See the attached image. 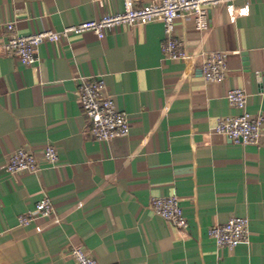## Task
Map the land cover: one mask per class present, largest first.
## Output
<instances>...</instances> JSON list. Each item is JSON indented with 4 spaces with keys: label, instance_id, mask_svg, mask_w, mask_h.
I'll use <instances>...</instances> for the list:
<instances>
[{
    "label": "crops",
    "instance_id": "1",
    "mask_svg": "<svg viewBox=\"0 0 264 264\" xmlns=\"http://www.w3.org/2000/svg\"><path fill=\"white\" fill-rule=\"evenodd\" d=\"M122 9V0H0V264H77L74 246L100 264H264V136L241 145L212 130L240 113L227 99L235 88L245 91L248 112L264 113V0L212 7L202 31L192 18L177 19L187 60L165 56L161 22L46 41L34 65L5 52L7 22L26 35ZM214 51L227 54V75L216 83L202 72ZM78 76L105 82L127 114V136L91 135ZM48 145L55 166L43 159ZM19 148L37 155L39 172L7 171ZM45 194L54 216L20 226L19 215ZM169 195L180 199L185 235L150 207ZM233 216L249 219V241L219 248L208 229Z\"/></svg>",
    "mask_w": 264,
    "mask_h": 264
},
{
    "label": "built area",
    "instance_id": "2",
    "mask_svg": "<svg viewBox=\"0 0 264 264\" xmlns=\"http://www.w3.org/2000/svg\"><path fill=\"white\" fill-rule=\"evenodd\" d=\"M111 1V0H98ZM123 9L103 13L100 18L84 20L76 25L64 27L60 31H33L26 35L15 32L13 22L5 23L8 39L4 44L5 52L16 56L25 65H34L38 61L40 46L46 41L54 43L86 32L94 33L103 39L107 31L118 26H145L161 22L165 32L163 51L172 60H187L188 53L174 36L175 21L179 18H192L198 30L209 27V9L221 3L236 0H148L138 5L136 0H122ZM248 1V0H247ZM227 54L214 51L204 55L202 72L207 82H221L227 75ZM77 98L85 116L91 135L101 142H109L130 133L127 114L116 109L112 96L107 92L105 82L97 77L78 76ZM229 104L240 113L227 116L218 121L212 129L214 133L224 135L231 142L241 145H259L263 136L264 113L252 114L247 110L246 93L242 88H235L227 93ZM43 159L50 166L58 162V153L54 145L43 150ZM6 169L11 174L21 172L37 173L41 167L37 155L29 149H16L8 159ZM150 207L161 218L179 229L185 235L189 223L183 213L180 199L175 195L153 197ZM55 207L51 198L45 194L36 203L33 211L19 215V225L29 226L39 218L52 217ZM250 222L247 217L233 216L226 223L213 225L208 235L217 247L235 249L241 243L249 241ZM70 256L77 264H100L79 246L71 249Z\"/></svg>",
    "mask_w": 264,
    "mask_h": 264
}]
</instances>
